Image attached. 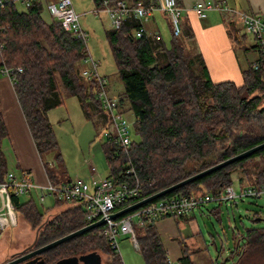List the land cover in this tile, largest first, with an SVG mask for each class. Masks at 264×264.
<instances>
[{
	"label": "trees",
	"instance_id": "trees-1",
	"mask_svg": "<svg viewBox=\"0 0 264 264\" xmlns=\"http://www.w3.org/2000/svg\"><path fill=\"white\" fill-rule=\"evenodd\" d=\"M48 1L35 0L22 8L10 2L0 10V41L3 43L0 68L3 65L21 68L14 71L12 87L37 154L42 159L46 152L52 151L53 159L63 164L53 126L46 114L49 108L63 104L62 92L77 98L84 117L93 124L106 126L107 117L96 96V80L80 73V61L85 54L82 41L51 15L48 20L43 18L41 10ZM107 1L113 3L115 0ZM128 1L134 3L137 0ZM101 3L102 0H92L94 6ZM137 26L138 20L128 17L115 29L104 28L116 74L123 85L118 97L120 109L127 107L133 115L132 128L137 139L132 140L128 153L131 165H125L127 158L123 150L110 139L104 138L101 147L108 167L106 176L114 182H131L133 173L126 172L130 167L141 181H153L151 185H144L139 195L143 196L264 139V136L249 134L231 137L226 148H221L212 158L217 141L228 138L232 125L264 116V54L256 43L244 47V50L255 52V57L240 68L241 82L238 84L228 79L213 81L201 55L185 52L181 35L191 36L186 24H182L180 35L169 31L167 41L154 38L151 31L135 36L133 31ZM241 35L244 33L234 32L232 36L239 42ZM6 135L0 107V147ZM256 157L261 164H255V169L244 166ZM236 169L242 173L235 178L238 187L264 185V147L161 197L178 191L218 195L232 184L231 174ZM7 171L6 158L0 148V180ZM45 172L53 183H58L47 169ZM67 181L70 179L60 182ZM24 195L27 197L23 199L22 195H12L11 202L17 216L15 226L21 225L22 217L31 232L29 243L32 246L26 250L87 223L84 218L85 201L81 199L53 197L55 209L40 210L30 194ZM130 202L131 199L122 201L116 207L121 208ZM212 210L216 211L215 208ZM189 214L173 218L194 217ZM248 218L253 224L237 236L232 234L230 254L236 255L237 263L252 261L264 264V224H259L264 218L257 211ZM153 223H133L132 226L144 264H194L190 255L199 249L189 251L180 239L181 255L171 261ZM100 230L101 224L17 264H82L88 258L92 264H123L119 253L109 246ZM3 261L5 259L0 263Z\"/></svg>",
	"mask_w": 264,
	"mask_h": 264
},
{
	"label": "built area",
	"instance_id": "built-area-1",
	"mask_svg": "<svg viewBox=\"0 0 264 264\" xmlns=\"http://www.w3.org/2000/svg\"><path fill=\"white\" fill-rule=\"evenodd\" d=\"M33 1L35 0H0V10L10 2L19 3L22 7H26ZM45 7L53 18L60 21L61 26L65 30L71 31L75 37L82 41L85 54L80 61L83 65L80 73L86 78H94L96 80V96L107 117V124L102 134L104 138L110 139L118 148L120 147L123 150L127 158L125 165L130 166L131 162L128 153L132 138L127 129L128 124L124 118L123 110L120 109L118 98L110 96L108 93L107 78L98 73L97 61L87 53L85 44L88 34L78 21L81 13L79 14L75 11L71 0H50L45 3ZM191 9L197 17H205L209 11H217L236 17L240 21L244 33L253 38L260 52L264 54L263 14L238 9L223 0H197L193 3ZM155 11H160L167 15L170 31L173 35L181 34L183 6L179 5L177 0H149L145 3L142 0H137L134 3H130L128 0H115L113 3L102 0L100 6H93L89 10L95 17L104 14L110 23V27L114 29L126 18H136L138 26L133 31L135 36H140L143 31H148L146 23ZM152 34L154 38L160 39V35L157 32H152ZM2 48L3 43L0 41V51ZM20 70L19 66L12 68L3 65L0 68V73L5 75L12 84L14 71ZM126 172H132L134 179L131 182L125 180L121 181V183H116L108 176L100 177L97 175L95 167L89 164V180L75 179L53 183L47 177L44 183H37L26 170L18 172L8 170L5 177L0 180V230L3 231L8 227H13L17 223V216L11 202L12 195H24L35 191L36 197L40 202H43L47 197L66 200L81 199L85 201L84 218L87 223L102 218L103 223L101 224L100 233L104 236L109 246L118 252V237L120 235H128L134 247L138 249V243L132 228L133 223L143 224L144 222H155L159 218L187 215L209 200L232 201L236 197L259 196L264 193V185H246L239 187L237 191L232 185H228L218 195L178 191L144 203L118 217H112L111 213L119 209L116 207L117 203L128 199L133 202L146 196L139 195L144 185L153 183L152 180L141 181L131 167L127 168Z\"/></svg>",
	"mask_w": 264,
	"mask_h": 264
},
{
	"label": "rangeland",
	"instance_id": "rangeland-1",
	"mask_svg": "<svg viewBox=\"0 0 264 264\" xmlns=\"http://www.w3.org/2000/svg\"><path fill=\"white\" fill-rule=\"evenodd\" d=\"M73 8L79 15L80 24L87 31V39L85 48L93 59L98 63V73L107 78V85L113 89L110 96L118 98L122 93L123 85L116 74L110 48L104 36V28L110 27L108 19L104 16L103 19L93 16L89 10L93 8L92 0H72ZM82 8H78V5ZM18 8H22L19 3ZM83 12H85L83 14ZM42 16L48 20L50 14L43 6ZM170 37L169 30L164 25L163 39L167 41ZM182 42L186 53H192L193 49L188 44L189 40L185 35H181ZM245 39L251 42L253 38L246 34ZM255 52H250L247 56L252 58ZM63 104L49 108L46 114L51 122L58 141V150L61 153L63 164H59L53 159V152H46L41 160L44 163L45 169L51 173L55 180L59 183L66 179L89 180V164L95 167L97 175L105 177L108 167L106 165L101 144L104 142L102 132L105 130L103 123L93 124L92 121L84 117L83 112L77 103V98L73 95L62 92ZM124 118L128 124L129 135L133 139L137 136L133 134V115L126 107L123 109ZM249 134L254 137L264 136V116L256 120H249L244 124H234L230 128L228 138L217 141L215 148L212 150V158L218 155L221 148H226L227 140L237 135ZM209 158H206V160ZM255 164H261L259 158H253L244 163V166L250 169H255ZM43 165V164H42ZM241 171L236 169L232 172V187L237 191L238 184L236 176L241 175ZM36 193H32L37 207L42 209L54 210L55 206L48 198L43 203L38 201ZM27 195H22V199ZM202 212L193 210L194 217L191 219H166L164 224H161L158 232L161 237L171 239L174 245L181 249L180 239L186 244L189 251L199 249L192 252L190 258L194 264H207L213 262L215 264H254L252 261L237 263L236 255H231L230 250L233 247L232 234L237 236L244 232L246 227H250L253 223L248 216L254 212H259V215L264 218V193L259 196H243L236 197L234 201H216L209 200L202 205ZM213 208L216 211L212 210ZM21 225L8 227L6 231L0 233V257H5L0 260H6L18 254L22 250H26L32 246L31 232L27 229V222L21 217ZM259 224H264L261 220ZM162 231V232H161ZM162 233V234H161ZM178 243V244H176ZM168 247V246H167ZM168 257H172L173 252L171 247H168ZM178 249V248H177ZM17 251V252H16ZM15 252V253H13ZM12 253V254H9ZM118 253L123 264H144L142 256L138 249L134 247L131 238L128 235H120L118 237ZM101 254V258L104 259ZM85 262V261H84ZM82 264H86L85 263ZM80 263V261H79ZM78 264V263H74Z\"/></svg>",
	"mask_w": 264,
	"mask_h": 264
},
{
	"label": "crops",
	"instance_id": "crops-1",
	"mask_svg": "<svg viewBox=\"0 0 264 264\" xmlns=\"http://www.w3.org/2000/svg\"><path fill=\"white\" fill-rule=\"evenodd\" d=\"M86 1L89 2L90 0ZM196 1L197 0H177L178 4L183 6V17H181V23L186 24V26L189 27L188 30L191 32L190 37H185L188 38V44L193 49L192 53L198 52L201 55L200 57L203 59L211 80L219 81L228 79L239 84L241 82L240 68L245 65L247 60H252L255 57V55H253L252 58H248V54L253 51L244 50V47L253 45L254 41L252 40L251 42H248L245 39L246 33H244L243 28H241L242 26L240 21L234 16L217 11H209L205 17H197L191 9V6ZM223 1L238 9L264 15V0ZM76 6L78 7L79 4ZM82 7L79 6L78 8ZM104 16V14H100L98 18L101 20ZM164 25H166L170 31L167 15L160 11H155L146 23V28L148 31L157 32L160 35V39L165 41L163 39ZM234 32H237L238 34L244 33V35L239 37V42L232 36ZM80 67H83L82 63ZM107 90L109 94L113 91V89H111L108 85ZM0 107L7 129V135L2 138L0 148L6 158L7 169L15 172L26 170L35 182L44 183L47 178V174L41 160H39L40 158L35 149L31 135L28 133L29 130L16 99L12 84L9 79L1 73ZM32 193H35V191L30 192V196H32ZM48 198L51 202L53 201L52 197H47L46 199ZM194 210L202 212V206ZM189 216H194V213L191 212ZM166 219L170 218H159L155 220L153 224H155L156 228H159L161 224H164L163 222ZM161 238L164 247L167 249V253H169V246L172 250H175L176 248L173 252L174 255L169 257L171 261L176 260L181 255V250L179 246L177 247V245L170 242L173 237H171L170 241H168L165 237Z\"/></svg>",
	"mask_w": 264,
	"mask_h": 264
},
{
	"label": "water",
	"instance_id": "water-1",
	"mask_svg": "<svg viewBox=\"0 0 264 264\" xmlns=\"http://www.w3.org/2000/svg\"><path fill=\"white\" fill-rule=\"evenodd\" d=\"M263 147H264V139L253 144V145H251V146H249V147H247V148H245V149H243V150H241V151H239V152H237V153H234L228 157H225L224 159H221V160H219V161H217L211 165L205 166L204 168H202V169H200V170H198L192 174H189L186 177H183L182 179H180V180H178V181H176V182H174V183H172V184H170L164 188H161V189H159L153 193H150L149 195H146V196H144L138 200H135L131 203H128L127 205L117 209L116 211H113V213H111V216L112 217H118L124 213H127L133 209H136L137 207L141 206L144 203H147L151 200H154L158 197H161V196L171 192L172 190H174V189H176V188H178V187H180V186H182V185H184V184H186L192 180L198 179L201 176H203V175H205V174H207V173H209V172H211L217 168H220V167H222L228 163H231L233 161H236L238 159L246 157V156L252 154L253 152H255V151H257ZM102 223H103L102 218H99L95 221L86 223L85 225H83V226H81L75 230H72L68 233H65V234H63V235H61V236H59V237H57L51 241H48L42 245L36 246V247L31 248L29 250L23 251V252L15 255L14 257L12 256L11 258L1 262L0 264H17L21 261H24V260H26V259H28L34 255H37V254L45 251L46 249L66 240L68 238H71V237H73V236H75V235H77V234H79V233H81V232H83L89 228L100 225ZM84 261L86 262V264H92V261L89 258L87 260H84Z\"/></svg>",
	"mask_w": 264,
	"mask_h": 264
}]
</instances>
